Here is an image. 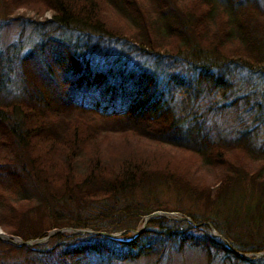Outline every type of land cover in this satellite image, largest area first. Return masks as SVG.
<instances>
[{"label": "trees", "instance_id": "1", "mask_svg": "<svg viewBox=\"0 0 264 264\" xmlns=\"http://www.w3.org/2000/svg\"><path fill=\"white\" fill-rule=\"evenodd\" d=\"M137 1L2 0L6 18L18 9L39 16L49 12L55 28L77 30L81 40L40 44V56L29 54L21 62L17 58L18 65L15 50L13 56L8 48V53L0 52V133L4 136L0 154H5L0 160V225L21 242L37 241L50 231L63 229L123 232L121 240L56 233L42 244L15 246L27 263L34 258L37 264H50L47 260L55 256L51 264H127L156 251L160 256L172 246L193 243L219 251L230 264H264V256L242 259L205 227L193 228L185 221L151 218L135 237H128L144 216L154 212L147 204L158 182L193 200L211 201L209 185L197 183L195 173L212 172L217 190L221 189L219 194L232 182L247 179L264 195V142L254 146L245 126L234 130L237 135L233 137L213 123L202 130L209 107L196 117L190 112L197 83L208 93L224 87L220 73L215 77L210 74L214 66L206 57L218 61L213 62L217 67H222L223 61L264 68V14L257 15L250 4L239 6L237 0H226L227 7L218 9L212 0H147V9L138 8ZM92 39L95 42L89 49ZM118 44L121 48L115 51ZM47 46L52 54H42ZM96 49L101 52L99 60L89 52ZM132 53L153 57L155 63L151 67L130 64L127 54ZM163 57L172 63L185 59L188 68L182 72H192L194 80L189 77V84L184 86V78L178 82L169 72L165 79L160 78L157 67ZM18 67L21 75L28 77L13 84L11 77L19 76ZM30 80L38 83L35 87L41 89L39 92L33 90ZM191 86L195 90L190 91ZM176 87L185 95L179 108L172 103ZM88 89H99L100 100L93 104L77 99ZM3 93L26 96L28 101L9 102ZM104 100L109 106L103 105ZM64 104L77 106L87 116L129 117L138 124L141 137L174 149L184 162L172 164L175 156L163 151L150 156L120 151L108 159L100 158L94 137L99 125L91 120L90 130L82 125L83 131L68 128L58 113ZM224 107L222 103L218 109ZM189 164L195 167L194 172L185 169ZM179 167L185 171L182 175L176 174ZM32 205L41 206L49 218V229L40 234L34 233L36 223L14 220L26 218ZM188 218L192 223L195 220ZM259 218V213L251 216L253 223ZM131 221H135L132 229H118L121 222ZM203 221L229 241L234 251L253 255L264 252V245L251 249L237 246L226 234L228 226L217 219L206 217ZM232 237L237 238L234 233Z\"/></svg>", "mask_w": 264, "mask_h": 264}, {"label": "rangeland", "instance_id": "2", "mask_svg": "<svg viewBox=\"0 0 264 264\" xmlns=\"http://www.w3.org/2000/svg\"><path fill=\"white\" fill-rule=\"evenodd\" d=\"M172 1L173 0H167L168 3H171ZM237 1H239V6L248 4L254 6L253 10L258 13L257 15L264 14V0ZM137 2L140 6L138 8L140 9H147L146 7L148 5L150 6V2L147 0H138ZM212 2L215 9L225 8L228 5L226 0H212ZM71 30L73 33L70 32ZM77 39L81 40V36H79L77 30L63 26L55 28L49 12L39 16L34 11L18 9L14 14H12L10 18H6L3 14L2 0H0V52L8 53L9 51L11 54L10 56H13V54L15 55L17 52V55H15L16 58H14L16 60L19 58L20 60L26 56H29V54H32V57L40 56L41 53L37 48L40 44L45 43L50 45V42H53L54 40H70V42L73 43L77 41ZM94 42L95 40L92 39L91 43L89 44V49H92ZM99 44L101 46L100 41ZM6 48H8V51L5 50ZM120 48V44H118L115 51L119 50ZM94 51L95 53L93 50H89L91 56L93 55L95 60H99L98 55L101 54V52H99L97 49ZM47 52L52 54L50 46L45 47L42 54ZM127 58H129L130 64L137 62L139 64H144L145 66L151 67L155 63V59L153 57L139 55L138 53H132L131 55L127 54ZM163 58L164 59L158 64L157 67L158 73L161 74L160 78L163 77L165 79L167 77V73L169 72L170 75H175L178 77L176 79L178 82H182V79L184 78V86L189 84V77L194 80V76L191 74L192 72H187L186 75H184L182 72V70L188 68L184 66V64H187L185 59L179 58L176 59L175 63H172L168 60H165L166 57ZM206 58L209 59V61L212 62V65L214 66V68L212 67L210 69V71H212L210 74H212V77H215L220 73L224 81V87H222V90L219 87H216L208 93V90L205 86L197 83L196 85L198 86V93L195 103L190 109V112L194 113L192 115L196 117L200 114V112H203L209 107L205 118L203 116V119L205 120L201 125L202 130L210 128L211 125L215 124L218 128H221L224 133H227L228 137H233L237 135V133H234V130H238L245 126V128H248L250 131V134H247V137L254 146H260L264 142V68H259L256 66L248 67L245 64H239L236 62L227 63L223 61L220 62L222 63V67H217L216 63L213 62L218 61L212 60L209 57ZM170 60L172 61L173 59ZM19 62H21V60ZM19 62L17 60L15 64L18 65ZM227 64L229 65L226 66ZM26 65L28 64L26 63ZM26 68L28 67L26 66ZM17 73L19 76L13 75L11 77L13 84L15 81L21 82L23 78L28 77L21 75L20 67H18ZM35 84L39 86L37 82L33 83L30 80V86L33 88V90H41L40 88H36ZM179 90H181L180 87H176V89L173 90L174 98L172 102L177 104L178 108L179 105H183V96L185 97L184 94L179 93ZM191 90H195V88L191 86L190 91ZM3 95L9 102L21 101L25 103V101H28L26 96L14 97L6 93H3ZM100 96L101 92L99 89H88L84 93L78 94L76 97L77 99L81 98L85 100L84 102L88 101L94 104L100 100ZM221 101H223L222 103L225 104V107L218 109V106L222 105ZM69 105L70 106L64 104L61 106V109L58 110V113L62 117L61 121L66 122V126L68 128L75 126L78 131H83L85 128L86 130H90L92 125H88V123L92 122L91 120L99 125V129L96 131V133H94V137H96L95 141L97 142L98 150L101 152L100 158L104 159L107 158V156L110 158L111 155L117 154V152L120 151L121 153L135 152L137 155L144 154L147 156L153 155L152 153L154 152L163 151V153H169L175 156V159L171 162L172 164H177L178 160H182V162H184L183 159H181L182 155L176 153L174 149L169 148L168 146L157 145L148 138L141 137L137 131L139 129L136 127L138 124L130 120L129 117H110L104 116L101 113H94L95 116L93 114H89L87 116L84 112L76 109L75 107L77 106L72 107V104ZM103 105L109 106V102H105L104 100ZM184 106L187 107L188 105ZM105 111L107 110H104V112ZM90 115H93L95 119L90 117ZM81 125L85 128H81ZM3 138L4 136L1 132L0 140H3ZM0 153H3L1 146ZM3 156L5 157V154H0V160L3 158ZM189 165L191 166H187L185 169L193 171V168L195 167L192 164ZM252 168L254 167L252 166ZM184 172L185 171L182 169V167H179L176 174L179 173L182 175ZM197 173L198 178H195L196 182L203 185H209V198L211 201H208L204 198H197L193 200L192 198L187 197V195L185 196L184 194L178 193L165 184L158 182L157 187L152 193L153 199H151L147 204V208H151L154 211L151 214L166 213V218L169 220L186 217L181 215L186 214L188 217L190 216L195 219L191 224L193 228L205 227L210 235H215L217 232L209 223L204 222L203 220L206 217L215 218L218 220V222H222V224L228 226L227 232H225L229 236L230 240L236 242L235 244H237V246H241V248L250 247L249 249L263 246L264 195L261 194V192L258 193L256 191V186H254L255 184H250L247 179L243 180V182H232L233 184L229 186V188H226L225 193L219 194L221 189L217 190V186H215V182H213L214 173L209 172L206 174L197 171L195 175ZM216 195H218V198L215 200ZM33 201H35V199H33ZM28 213L29 215L26 218L19 219L17 217L14 220H21L25 222L26 225H29V223H36L34 233L37 234L49 229V218L46 217V213L41 210V206L40 208H34V205H32V208L29 209ZM258 213L260 214V220L256 223H253L254 221L251 220V216H256ZM155 218L157 219L158 216L154 215L153 219ZM242 220L243 225H241ZM134 222L135 221L121 222L118 226V229H132L134 227ZM220 223H218L219 226H223ZM139 228L140 226H138L135 230L129 231L128 237H135L134 232ZM211 229L214 230V233ZM0 231L5 235L4 239H0V264H37L34 262V258L28 259L27 263L26 257L22 255L23 252L14 248L15 246H19L14 243L18 242V240L12 242L11 237L14 236L8 234L1 225ZM72 233V230L70 231L69 229H65L61 234L72 235ZM119 233L116 236H113V238L118 239L119 236H122ZM233 233L237 237L236 239H233ZM195 236L197 237L199 234H196ZM218 240L222 245L233 250L229 241L225 240L222 236L221 240ZM45 242L46 241H32L27 243L30 245L28 247H31L32 245L42 244ZM234 252L237 253L242 259L247 260H253L260 257L257 256V254L253 255L251 253H244L236 250ZM263 253L264 252L261 254ZM55 260V256H51V261H47L51 264V262L55 263ZM229 261L230 259H228V262L226 260L224 261L219 251H215L211 248L206 249L200 245H194L191 243L180 248L172 246L167 253L164 252L160 256L159 252L156 251V253H153L150 256L141 257L136 261L127 264H230ZM42 263H46V261H43Z\"/></svg>", "mask_w": 264, "mask_h": 264}, {"label": "water", "instance_id": "3", "mask_svg": "<svg viewBox=\"0 0 264 264\" xmlns=\"http://www.w3.org/2000/svg\"><path fill=\"white\" fill-rule=\"evenodd\" d=\"M154 215H157L158 217H166V215H163V214H155V213H153V214H150V215H148V216H144L143 217V219H142V223H141V226H140V228L137 230V231H135L134 232V234L136 235V234H138L142 229H143V227L145 226V224L147 223V221L150 219V218H153V216ZM176 221H181V220H184V221H186L188 224H192V222L190 221V219L189 218H187V217H182V218H177V219H175ZM212 230V232L214 231L213 229H211ZM62 231L63 230H59V231H53V232H51V233H49L48 235H47V237L45 238V240L48 238V237H50V236H52V235H54V234H56V233H62ZM71 231V230H70ZM73 231V233L72 234H79V235H81V234H84V233H87V234H91V235H100V236H104V237H106L107 235L106 234H104V233H95V232H92V231H90V230H72ZM214 233V232H213ZM121 234V233H120ZM213 237H216V238H218V239H220L221 240V236H219V235H217V234H211ZM14 239V240H13ZM18 240V242H14V241H16V240ZM11 240H12V242H14V243H16L17 245H26V246H30L28 243H26V242H21V241H19V239H17V238H14V237H11ZM230 252H232V253H234V254H236V255H238L237 253H235L232 249H230L229 247H226ZM257 256H264V253L263 254H261V253H259Z\"/></svg>", "mask_w": 264, "mask_h": 264}, {"label": "bare ground", "instance_id": "4", "mask_svg": "<svg viewBox=\"0 0 264 264\" xmlns=\"http://www.w3.org/2000/svg\"><path fill=\"white\" fill-rule=\"evenodd\" d=\"M5 235L0 231V239H4ZM14 240V239H13ZM16 240V239H15ZM225 243V242H224Z\"/></svg>", "mask_w": 264, "mask_h": 264}]
</instances>
